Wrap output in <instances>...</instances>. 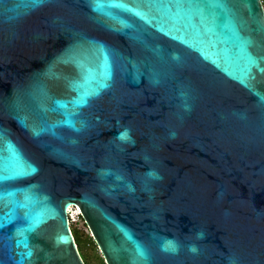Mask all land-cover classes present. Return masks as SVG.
Here are the masks:
<instances>
[{
  "label": "water",
  "instance_id": "water-1",
  "mask_svg": "<svg viewBox=\"0 0 264 264\" xmlns=\"http://www.w3.org/2000/svg\"><path fill=\"white\" fill-rule=\"evenodd\" d=\"M68 205L105 264H264L260 0H0V264H84Z\"/></svg>",
  "mask_w": 264,
  "mask_h": 264
},
{
  "label": "rangeland",
  "instance_id": "rangeland-1",
  "mask_svg": "<svg viewBox=\"0 0 264 264\" xmlns=\"http://www.w3.org/2000/svg\"><path fill=\"white\" fill-rule=\"evenodd\" d=\"M68 219L70 229L73 227L79 236V252L85 264H105L100 251L92 240L89 230L82 221V218L76 215L74 209H71L70 218Z\"/></svg>",
  "mask_w": 264,
  "mask_h": 264
},
{
  "label": "trees",
  "instance_id": "trees-1",
  "mask_svg": "<svg viewBox=\"0 0 264 264\" xmlns=\"http://www.w3.org/2000/svg\"><path fill=\"white\" fill-rule=\"evenodd\" d=\"M79 216V215H78ZM81 218V217H80ZM71 232H72V235H73V238H74V241H75V244H76V247H77V249H78V251H79V245H80V242H79V236H78V234H77V231L72 227L71 228ZM90 237V236H89ZM80 253V252H79ZM80 256H81V254H80ZM81 259L83 260V262H84V264H85V261H84V259L82 258V256H81Z\"/></svg>",
  "mask_w": 264,
  "mask_h": 264
},
{
  "label": "built area",
  "instance_id": "built-area-1",
  "mask_svg": "<svg viewBox=\"0 0 264 264\" xmlns=\"http://www.w3.org/2000/svg\"><path fill=\"white\" fill-rule=\"evenodd\" d=\"M260 3H261V6H262V9H263V12H264V0H260ZM71 209H74L76 215H79L77 208H74L71 205H68L67 208H66V211H65L66 212V215L68 216L67 218H70V211H71ZM68 222H69V219H68Z\"/></svg>",
  "mask_w": 264,
  "mask_h": 264
},
{
  "label": "snow or ice",
  "instance_id": "snow-or-ice-1",
  "mask_svg": "<svg viewBox=\"0 0 264 264\" xmlns=\"http://www.w3.org/2000/svg\"><path fill=\"white\" fill-rule=\"evenodd\" d=\"M40 2H41V0H32V3H33V4H38V3H40ZM121 138H122V139L125 138V135L122 134V135H121Z\"/></svg>",
  "mask_w": 264,
  "mask_h": 264
},
{
  "label": "clouds",
  "instance_id": "clouds-1",
  "mask_svg": "<svg viewBox=\"0 0 264 264\" xmlns=\"http://www.w3.org/2000/svg\"><path fill=\"white\" fill-rule=\"evenodd\" d=\"M199 235H200V236H201V238H202L203 234H202V233H200ZM190 250H191V251H195V248H194V247H192ZM82 261H83V260H82Z\"/></svg>",
  "mask_w": 264,
  "mask_h": 264
}]
</instances>
